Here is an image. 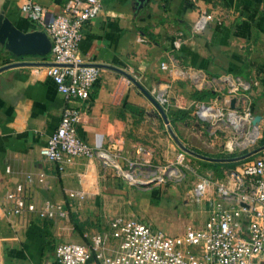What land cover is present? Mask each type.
I'll return each mask as SVG.
<instances>
[{
    "label": "crops",
    "instance_id": "crops-1",
    "mask_svg": "<svg viewBox=\"0 0 264 264\" xmlns=\"http://www.w3.org/2000/svg\"><path fill=\"white\" fill-rule=\"evenodd\" d=\"M23 1L0 0V11L18 29L44 31L41 24L19 12ZM31 1L43 6L48 17L60 13L67 0ZM199 12L213 18L202 32L191 33ZM177 33L182 41L173 49ZM78 54L83 62L113 66L132 75L156 99L163 85L169 84L165 105H160L165 115L168 108L188 115L174 121L166 116L178 139L189 148L188 137L212 148L221 131L229 133L225 126L220 128L223 122L215 118L216 111H231L229 101L234 98L241 112L246 108L247 92H264V0H101L99 13L81 29ZM246 59L248 79L246 68L240 67ZM14 60L0 50V65ZM161 62L165 69L160 68ZM98 69L83 99L63 98L53 81L37 73L34 66L0 72V264H57L53 257L56 243L86 242L92 233L106 228L107 223L98 226L93 222L95 211L88 204L107 202L118 187L108 178L106 167L96 158H77L59 170L39 154L65 107L80 109L76 134L90 146L110 150L114 142L122 141L116 159L122 167L137 146L151 154L153 166L159 160L175 159L177 146L161 117L153 115L156 110L151 102L120 73ZM235 69L239 74L231 73ZM202 89L210 90L212 96L195 102L192 91ZM195 103L213 111L198 116ZM132 106L142 108V115L135 114ZM259 109H264V100ZM28 173H41L42 181L26 185L27 197L62 203L65 219L4 214V193ZM85 264L96 263L89 260Z\"/></svg>",
    "mask_w": 264,
    "mask_h": 264
},
{
    "label": "built area",
    "instance_id": "built-area-1",
    "mask_svg": "<svg viewBox=\"0 0 264 264\" xmlns=\"http://www.w3.org/2000/svg\"><path fill=\"white\" fill-rule=\"evenodd\" d=\"M100 2L67 0L60 13L48 17L45 8L36 2L25 0L19 5V12L27 20L44 27L50 41L49 57L44 61L63 64L34 66L36 72L49 77L65 99L87 97L98 76L97 67L80 65L84 62L78 54V42L83 25L99 13ZM212 18L210 13L199 12L190 32H202ZM181 41L182 37L177 33L171 47L178 48ZM160 68L165 69L166 65L161 62ZM168 88L169 84L163 85L161 95L157 97L161 106L165 105ZM194 106L198 116H206L213 110L200 103ZM230 115L237 116L241 122L231 123L228 120ZM214 116L234 130H240L243 123H250L253 117L247 108L241 112L219 109ZM79 121L80 109L65 107L56 128L39 148V154L55 163L59 170L77 158H96L127 183H158V167L152 165L151 154L145 148L135 147L122 167L116 161L122 141L114 142L110 150L94 148L77 136ZM183 160V153L178 152L174 163L180 164ZM162 168L167 176L177 175V167V170L169 166ZM169 168L175 169V173L168 174ZM196 177L193 192L204 205L205 213L199 224H188L180 233L170 235L134 218L116 215L110 218L106 228L92 233L86 242L56 243L54 261L57 264H85L89 260L96 264H264V156L243 161L239 170L231 171L226 182L209 174ZM34 180L41 182L42 174H26L23 181L15 183L4 193V214L39 220L65 219L67 211L62 203L49 199L35 201L27 197L26 185ZM239 202L247 204L248 208L240 206Z\"/></svg>",
    "mask_w": 264,
    "mask_h": 264
},
{
    "label": "rangeland",
    "instance_id": "rangeland-1",
    "mask_svg": "<svg viewBox=\"0 0 264 264\" xmlns=\"http://www.w3.org/2000/svg\"><path fill=\"white\" fill-rule=\"evenodd\" d=\"M255 94V91L246 94V108L251 112L250 96ZM252 116H254L253 113ZM224 126L229 133L221 131L212 148L202 146L194 138L188 137L190 147L208 156H232L259 145L258 139L261 138L262 134L264 136V116H260L257 123V133L253 142L249 140L245 142L247 135L251 133L249 132L251 127L249 122H246V125L240 130L232 129L226 122L220 124V128ZM176 149L178 150L177 153L182 152L177 147ZM183 156L184 160L180 164H175L174 159L159 160L157 163L159 166L156 165L158 167L156 172L158 183L156 184L154 182H149L146 185L127 183L125 179L115 174L110 166H105L109 172L108 178L114 180L118 187L115 188L114 194L108 197L107 202H99L97 205L88 203L92 206V211H95L92 213L93 222H97L99 226L101 222L106 224L113 216L121 215L142 221L152 228L161 229L170 235L180 233L188 224H199L205 218V213L203 211L204 205L198 201L193 192L196 175L209 174L224 182L230 177L231 171L240 169L242 160L237 161L231 168L222 167V177L217 178L210 171L200 174L199 159L185 153ZM258 156H264V150L251 157ZM153 164L155 165V163ZM164 166L174 167L176 170L178 168L177 175H165V172L161 171ZM166 172L168 173V171ZM95 214L99 215L97 219Z\"/></svg>",
    "mask_w": 264,
    "mask_h": 264
},
{
    "label": "water",
    "instance_id": "water-1",
    "mask_svg": "<svg viewBox=\"0 0 264 264\" xmlns=\"http://www.w3.org/2000/svg\"><path fill=\"white\" fill-rule=\"evenodd\" d=\"M0 48L11 54L13 57H15L17 60L10 61L8 63L0 65V72L9 69L12 67H19V66H49V65H63L58 64L55 62L50 61H44V60H33L29 59L30 57H44L48 54L50 49V41L45 34L44 31L39 29H32L28 31H23L21 29H18L15 27L3 14L2 11H0ZM80 65L83 66H94L97 68L104 67L112 69L118 73H120L122 76H124L129 82L138 89L153 105L154 109L153 111L154 116H160L165 129L168 133V136L171 138V140L174 142V144L177 146V148L182 151L183 153L195 157L199 160H205V161H211V162H237L244 160L248 157L253 156L256 153L261 152L264 150V143L256 145L248 150H245L244 152L232 156H225V157H213L208 156L204 154H200L198 152H195L188 146H186L184 143H182L174 131L172 130L171 126L169 125V122L167 120V117L165 115V112L163 108L158 103L157 99L151 96L140 84L139 82L130 74L126 73L123 70H120L118 68H115L113 66H108L105 64H95V63H81ZM234 98H231L229 101V107L231 110H236V107L234 106ZM147 114V113H146ZM260 120L259 115H254L251 120L250 124L252 126V131L257 132V123ZM255 134L251 137L250 142H253L255 138ZM240 206H243L245 208H248L247 204H244L243 202L238 203Z\"/></svg>",
    "mask_w": 264,
    "mask_h": 264
},
{
    "label": "trees",
    "instance_id": "trees-1",
    "mask_svg": "<svg viewBox=\"0 0 264 264\" xmlns=\"http://www.w3.org/2000/svg\"><path fill=\"white\" fill-rule=\"evenodd\" d=\"M0 50H2L0 48ZM245 61V60H244ZM240 67H244L246 68V79L248 76V69H249V62L246 59L245 62H243V64ZM231 73L233 74H239V70L235 69L233 70ZM248 91V90H247ZM248 93V92H247ZM212 96L211 91L210 90H193L191 93V97L195 100V101H205L206 98ZM264 100V92H260L257 93L255 95L250 96V103H252V113L254 115H259V116H264V110H260L259 106H260V101ZM131 109L134 111L135 114L137 115H142V108L138 107V106H132ZM166 116L170 119V121H174V120H181V119H185L188 115L187 112H184L182 110H178V109H174V108H168L166 110ZM259 144H263L264 143V136L262 134L261 138L258 139ZM191 148V147H190ZM192 150L196 151L195 149L191 148ZM198 152V151H196ZM200 153V152H198ZM206 155V154H204ZM253 157H248L245 160L251 159ZM236 162H211V161H205V160H199L198 162V166L201 169L200 170V174H204L206 171H210L214 174L215 177L220 178L222 177V167L224 168H231Z\"/></svg>",
    "mask_w": 264,
    "mask_h": 264
},
{
    "label": "bare ground",
    "instance_id": "bare-ground-1",
    "mask_svg": "<svg viewBox=\"0 0 264 264\" xmlns=\"http://www.w3.org/2000/svg\"><path fill=\"white\" fill-rule=\"evenodd\" d=\"M211 111H213V110H211ZM228 120L231 122V123H233V124H238V123H240L241 122V120L237 117V116H235V115H230L229 117H228ZM254 131H251V133H249L248 135H247V137H246V141L245 142H247L248 140H249V136L253 133ZM244 142V143H245ZM168 173L170 174V173H175V169H173V168H169L168 170Z\"/></svg>",
    "mask_w": 264,
    "mask_h": 264
}]
</instances>
